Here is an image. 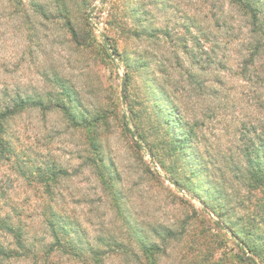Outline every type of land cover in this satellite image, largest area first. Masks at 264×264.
Here are the masks:
<instances>
[{
	"label": "rangeland",
	"instance_id": "obj_1",
	"mask_svg": "<svg viewBox=\"0 0 264 264\" xmlns=\"http://www.w3.org/2000/svg\"><path fill=\"white\" fill-rule=\"evenodd\" d=\"M146 1H153L148 10ZM154 1L0 0V102L20 96L48 106L13 116L5 139L14 156L0 148L1 214L24 229L39 264H80L47 253L50 206L79 225L86 239L121 243L106 250V264H151L123 216L149 246L160 248L156 264H249L240 238L219 228L222 219L200 201L207 190L222 194L210 206L240 222L264 255V187L250 178L245 157L246 149L264 145V58L245 63L246 27L224 0ZM147 13L182 41L140 35L154 28ZM226 18L233 34L218 27ZM200 28L211 37L197 46ZM184 41L199 62L178 47ZM162 93L164 100L155 97ZM53 101L71 107L77 124L52 109ZM94 129L97 148L88 140ZM176 141L184 156L174 151ZM99 159L106 168L95 167ZM190 167L201 180L195 185H206L195 194L185 180ZM167 172L178 173L186 188L168 183ZM104 181L116 186L119 208ZM0 239L16 247L13 237Z\"/></svg>",
	"mask_w": 264,
	"mask_h": 264
},
{
	"label": "trees",
	"instance_id": "obj_2",
	"mask_svg": "<svg viewBox=\"0 0 264 264\" xmlns=\"http://www.w3.org/2000/svg\"><path fill=\"white\" fill-rule=\"evenodd\" d=\"M224 1L228 4V6L231 9L237 11L242 18L241 22L244 23L247 32L246 33L244 31L245 42L242 45L244 50L243 58L247 65L254 66L257 60L264 58V0H224ZM154 2L158 3L159 0H155ZM151 3H153V1H151ZM151 3L146 1V10H148L150 5H153ZM146 15L148 17H151V21H152L151 23L156 30H154V28L152 27L146 28L145 30L146 32L140 33V35L146 36V39H150V40L153 39L157 42H161L162 39L172 41L174 37H176L177 41L181 40L180 39L181 37L177 32L173 30H169L168 28H165L163 26L156 27L155 25L156 23H154L156 22V20L151 16V13H147ZM223 20L224 22L222 24L218 23V27H222V29H226L227 34H233L234 33L233 25L230 22V20L227 18ZM201 29L202 28L198 30L200 34L195 35L194 37L196 42L195 44L197 46H200V44L203 42L204 43L210 42L211 34L204 35L203 30ZM187 30L189 33H191L190 28H188ZM202 35L204 37H202ZM235 40L236 39L233 38L231 41L234 42ZM217 45L218 43H216V46ZM178 47L180 49H183L184 52H186L187 54H192L193 59L199 62L198 54L194 53V49L188 48L187 41H184L182 45ZM110 49H112V47H110ZM112 50L118 53L117 49L114 48ZM245 72H246L245 75H247L248 69H246ZM152 83L155 82L152 81ZM152 88L155 89L153 85ZM155 97H157L159 100L161 99L164 100L165 94L162 93L160 95H155ZM50 105L52 109L62 111L70 120H72L74 125L77 124L76 113L73 112L71 107H66V105H64L61 101H55V102L53 101L52 103H50ZM28 107H34V108L39 107L41 109H46L48 106L45 105L43 99L39 98L38 100H34L32 99V97H27L24 99L21 98L20 96H16V99L12 101L11 104L8 105L2 104L0 102V148L2 150L1 154H3L5 157L14 156V152H15L14 149L9 148L5 139V135L7 134L6 131L7 123L12 119L13 116L22 113L24 110L28 109ZM161 113L164 114L166 112L164 111ZM168 117L170 118V120L173 121L176 119L175 115L172 114V111H170ZM88 140L91 146H93L94 148L98 147V133L96 132L95 129L92 130V133L90 134ZM186 143L188 145V142H183V145L185 144L186 146ZM173 146L175 152L177 151L178 154L184 156L185 151L183 147L180 146L178 141H176ZM96 152H98V150H96ZM96 155H98V153ZM245 157L247 159L248 174L250 175V178L259 187H264V145L260 146V148L246 149ZM99 160H101L100 162L101 164L96 166V163H94L95 167L98 168L101 167L102 165L104 168H106V165L102 161L103 159H99ZM191 162L192 161L189 160L190 164ZM166 174H167L166 176L170 178V180L175 184L178 190L182 191L186 188L184 179L178 173L167 172ZM21 175L26 176V173L22 171ZM41 176L45 177L44 174H42ZM198 176L199 174L191 168V175L185 179L186 181L190 182L192 187H190L189 190L193 194H195L194 191L195 192L200 191V188L202 189L205 188L206 186V185H201V186L195 185V180L199 179ZM200 181L201 180L199 179L198 182ZM104 184L109 189L110 194L113 196L115 206L119 208V204H121V202L119 201L120 198L118 197V193L114 189L116 188V186L110 184V182L108 181H104ZM206 184H211V183L208 182ZM203 194L204 196L200 198V201L202 202L206 210L210 211L211 214L218 217L220 220L222 219L223 223H221L220 221L216 223L217 226L221 229H225L227 227L229 230H231L232 236L240 238V243L246 247V250L254 260L255 258H258L264 261V255H262L263 252L261 253L260 248L258 247V242L252 237L254 235H252L250 232L246 235H243L244 229L240 227L241 223L238 222L235 218L234 221L231 220L232 217L231 214L225 213L224 209L221 206L220 207L218 205H215L213 207L210 206L209 200L215 201L216 196L222 194L220 192H214L213 190H207V192ZM217 208H218V213H216ZM118 212L121 213V210H118ZM45 216H46V225L52 238V245L50 246L47 252L48 254L54 251L59 252L68 259L80 264H106V259L108 258V254H109L108 251L106 250L107 249L109 251L115 250V248L119 249L122 246L120 245L121 243H119L115 238H111V237L99 236L93 241L86 239L84 237L85 233L80 230L79 225L73 223V221L71 220H66L65 217L62 214L56 212L52 208V206L48 208L47 213H45ZM123 218H124V224L127 225V228H129L130 230L129 233L131 238L134 237L138 246L140 245L141 253L145 257V259L147 258V260H149L151 264H156L155 255L158 253V251H160V248L156 247V245L149 246V243L146 240V238L143 237L139 232H137L138 230L135 228V225L131 222L132 220L129 217L123 216ZM223 218L226 219L223 221ZM0 234L9 235L15 239L16 247L7 246L0 239V259L5 261L6 263L14 264L21 261L27 262L31 260L33 262L32 264H39V261L42 260V258H39L36 254H34L32 246L28 245L26 241L24 229L20 225L16 224L11 219L10 215L8 214L3 215L1 214V211H0ZM247 260L249 264H253L249 259V257ZM45 264L48 263L45 262Z\"/></svg>",
	"mask_w": 264,
	"mask_h": 264
},
{
	"label": "water",
	"instance_id": "obj_3",
	"mask_svg": "<svg viewBox=\"0 0 264 264\" xmlns=\"http://www.w3.org/2000/svg\"><path fill=\"white\" fill-rule=\"evenodd\" d=\"M107 1L108 0H103V5H105L106 3H107ZM98 9V7H93V9L91 10V14H93L96 10ZM119 67H120V65H119ZM121 68V67H120ZM125 77L123 78V82H122V98L124 99V87H125ZM151 163H152V165L154 166V168H156L157 169V165H156V163L154 162V160L152 159L151 160ZM163 177H164V179L168 182V183H170L171 185H173L174 187H176L175 186V184L170 180V178L168 177V176H166V175H163ZM180 192H181V190H179ZM243 253H248V252H246V250H243ZM248 257H249V259L251 260V262L253 263V264H257V262L252 258V256L248 253Z\"/></svg>",
	"mask_w": 264,
	"mask_h": 264
}]
</instances>
